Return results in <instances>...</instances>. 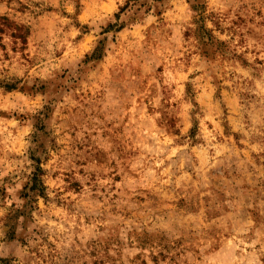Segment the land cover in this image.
I'll use <instances>...</instances> for the list:
<instances>
[{
	"label": "rangeland",
	"instance_id": "rangeland-1",
	"mask_svg": "<svg viewBox=\"0 0 264 264\" xmlns=\"http://www.w3.org/2000/svg\"><path fill=\"white\" fill-rule=\"evenodd\" d=\"M0 264H264V0H0Z\"/></svg>",
	"mask_w": 264,
	"mask_h": 264
}]
</instances>
